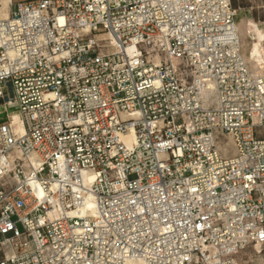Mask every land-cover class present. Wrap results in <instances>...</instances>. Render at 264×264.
Listing matches in <instances>:
<instances>
[{
	"label": "built area",
	"instance_id": "2783aa9c",
	"mask_svg": "<svg viewBox=\"0 0 264 264\" xmlns=\"http://www.w3.org/2000/svg\"><path fill=\"white\" fill-rule=\"evenodd\" d=\"M236 12L233 0L12 2L0 264H241L264 245V78L241 56Z\"/></svg>",
	"mask_w": 264,
	"mask_h": 264
},
{
	"label": "bare ground",
	"instance_id": "6f19581e",
	"mask_svg": "<svg viewBox=\"0 0 264 264\" xmlns=\"http://www.w3.org/2000/svg\"><path fill=\"white\" fill-rule=\"evenodd\" d=\"M12 0H0V20L6 19L9 17L11 12V4ZM238 21H235V30L237 31V37L239 41V47L241 50V56L246 64V67L252 77L255 78H264V62L258 64L257 62H249L248 57L241 48V37L238 30ZM100 40L107 39L108 43L111 45H114L115 42L110 36H102L99 38ZM258 47L260 49V54L262 57H264V40L261 38L258 40ZM251 64V65H250ZM203 105L208 106L210 104L216 103V98L213 91V85L211 83H208L206 87L203 88ZM13 121L15 123L18 122V117L14 116ZM120 140L125 143L126 145H129L131 142L130 136H121ZM85 179H88V181L92 180V175L89 173L84 174ZM41 192H38V195H40ZM93 203H88L86 208H82L79 212H77L79 215H82L87 208H92ZM245 248V249H244ZM240 254L237 256V260L241 264H264V245L260 243H254L249 245L248 247H244ZM243 255L245 257H243ZM122 264H143L141 260L139 259H125Z\"/></svg>",
	"mask_w": 264,
	"mask_h": 264
},
{
	"label": "rangeland",
	"instance_id": "374dc122",
	"mask_svg": "<svg viewBox=\"0 0 264 264\" xmlns=\"http://www.w3.org/2000/svg\"><path fill=\"white\" fill-rule=\"evenodd\" d=\"M12 1L15 3L17 0ZM233 4L237 10L235 21H238L242 51L249 62L260 64L264 62V57L256 42L261 38L264 40V0H233ZM2 111L3 107H0V112ZM3 116L0 113V118Z\"/></svg>",
	"mask_w": 264,
	"mask_h": 264
}]
</instances>
